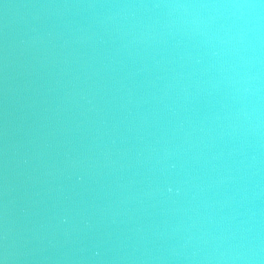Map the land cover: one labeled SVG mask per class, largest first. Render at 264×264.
<instances>
[{"label":"water","instance_id":"obj_1","mask_svg":"<svg viewBox=\"0 0 264 264\" xmlns=\"http://www.w3.org/2000/svg\"><path fill=\"white\" fill-rule=\"evenodd\" d=\"M230 2L0 0L4 264H264V5Z\"/></svg>","mask_w":264,"mask_h":264},{"label":"clouds","instance_id":"obj_2","mask_svg":"<svg viewBox=\"0 0 264 264\" xmlns=\"http://www.w3.org/2000/svg\"><path fill=\"white\" fill-rule=\"evenodd\" d=\"M259 4L264 5V0H259ZM221 7L235 9L241 11V14H243V10H253L256 8V5L249 2V0H231L230 3L223 4ZM0 264H4L2 257H0Z\"/></svg>","mask_w":264,"mask_h":264},{"label":"snow or ice","instance_id":"obj_3","mask_svg":"<svg viewBox=\"0 0 264 264\" xmlns=\"http://www.w3.org/2000/svg\"><path fill=\"white\" fill-rule=\"evenodd\" d=\"M171 190H172L171 188L168 189V191H171Z\"/></svg>","mask_w":264,"mask_h":264}]
</instances>
